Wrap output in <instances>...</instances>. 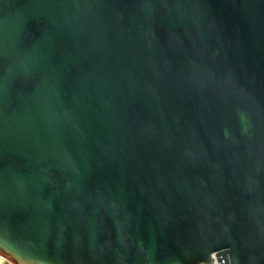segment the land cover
Masks as SVG:
<instances>
[{"label":"water","instance_id":"obj_1","mask_svg":"<svg viewBox=\"0 0 264 264\" xmlns=\"http://www.w3.org/2000/svg\"><path fill=\"white\" fill-rule=\"evenodd\" d=\"M0 264H264V0H0Z\"/></svg>","mask_w":264,"mask_h":264},{"label":"built area","instance_id":"obj_2","mask_svg":"<svg viewBox=\"0 0 264 264\" xmlns=\"http://www.w3.org/2000/svg\"><path fill=\"white\" fill-rule=\"evenodd\" d=\"M210 264H220L218 258L214 255Z\"/></svg>","mask_w":264,"mask_h":264},{"label":"snow or ice","instance_id":"obj_3","mask_svg":"<svg viewBox=\"0 0 264 264\" xmlns=\"http://www.w3.org/2000/svg\"><path fill=\"white\" fill-rule=\"evenodd\" d=\"M3 243V240L2 239H0V244H2Z\"/></svg>","mask_w":264,"mask_h":264}]
</instances>
